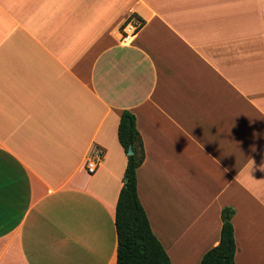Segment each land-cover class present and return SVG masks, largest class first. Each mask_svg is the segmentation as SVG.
<instances>
[{
    "label": "crops",
    "instance_id": "1",
    "mask_svg": "<svg viewBox=\"0 0 264 264\" xmlns=\"http://www.w3.org/2000/svg\"><path fill=\"white\" fill-rule=\"evenodd\" d=\"M125 109L171 264H264V0H0V264L116 263Z\"/></svg>",
    "mask_w": 264,
    "mask_h": 264
},
{
    "label": "trees",
    "instance_id": "2",
    "mask_svg": "<svg viewBox=\"0 0 264 264\" xmlns=\"http://www.w3.org/2000/svg\"><path fill=\"white\" fill-rule=\"evenodd\" d=\"M117 138L126 154V164L115 206V264H171L165 248L152 231L138 195L137 168L144 159V147L136 116L127 109L120 113ZM129 146L132 148L131 154L127 153ZM233 213L230 207L221 209L219 241L205 251L198 264H236V243L231 221Z\"/></svg>",
    "mask_w": 264,
    "mask_h": 264
},
{
    "label": "built area",
    "instance_id": "3",
    "mask_svg": "<svg viewBox=\"0 0 264 264\" xmlns=\"http://www.w3.org/2000/svg\"><path fill=\"white\" fill-rule=\"evenodd\" d=\"M139 25H140V21L137 19L128 20V22L125 24V30H124L125 34L123 35L124 38H126L128 34H132ZM101 156H102L101 150L96 148L94 150V159L86 162V169L88 172H93L96 169L97 162L100 160Z\"/></svg>",
    "mask_w": 264,
    "mask_h": 264
},
{
    "label": "rangeland",
    "instance_id": "4",
    "mask_svg": "<svg viewBox=\"0 0 264 264\" xmlns=\"http://www.w3.org/2000/svg\"><path fill=\"white\" fill-rule=\"evenodd\" d=\"M137 19V18H136ZM136 19H134V20H136ZM130 20V19H129ZM140 25H141V21H140ZM140 25L137 27V29L135 30V31H137L138 29H139V27H140ZM125 26L122 28V33H121V36L124 38V34H125ZM134 31V32H135ZM183 245V247H184V249H185V247H186V244H182Z\"/></svg>",
    "mask_w": 264,
    "mask_h": 264
},
{
    "label": "water",
    "instance_id": "5",
    "mask_svg": "<svg viewBox=\"0 0 264 264\" xmlns=\"http://www.w3.org/2000/svg\"><path fill=\"white\" fill-rule=\"evenodd\" d=\"M127 153H128V154H131V153H132V148H131V146H129V148H128V150H127Z\"/></svg>",
    "mask_w": 264,
    "mask_h": 264
},
{
    "label": "clouds",
    "instance_id": "6",
    "mask_svg": "<svg viewBox=\"0 0 264 264\" xmlns=\"http://www.w3.org/2000/svg\"><path fill=\"white\" fill-rule=\"evenodd\" d=\"M251 167H252V165H251Z\"/></svg>",
    "mask_w": 264,
    "mask_h": 264
}]
</instances>
